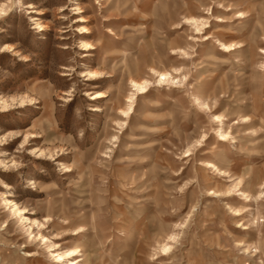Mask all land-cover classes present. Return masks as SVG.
Returning a JSON list of instances; mask_svg holds the SVG:
<instances>
[{
	"label": "rangeland",
	"instance_id": "obj_1",
	"mask_svg": "<svg viewBox=\"0 0 264 264\" xmlns=\"http://www.w3.org/2000/svg\"><path fill=\"white\" fill-rule=\"evenodd\" d=\"M263 43L264 0H0V264H264Z\"/></svg>",
	"mask_w": 264,
	"mask_h": 264
},
{
	"label": "bare ground",
	"instance_id": "obj_2",
	"mask_svg": "<svg viewBox=\"0 0 264 264\" xmlns=\"http://www.w3.org/2000/svg\"><path fill=\"white\" fill-rule=\"evenodd\" d=\"M72 1V0H71ZM34 21H36L37 19L36 18H33ZM77 22H81V19L78 20ZM195 23V22H194ZM38 25V24H36ZM42 26H40V31H42L43 29H41ZM205 28V27H204ZM201 29L200 28H197V31H200ZM196 34H200V33H196ZM264 44V43H263ZM221 47L224 49L225 52H230L233 49V45H229V44H225V43H222L221 44ZM260 53H264V49H261L260 50ZM63 75H66L67 74H63ZM62 75V76H63ZM159 75V74H158ZM161 78V80H164V79H167V76L166 74H162L160 73L159 75ZM96 77L93 78V75L91 78H88L86 79V81H89V80H93L95 79ZM170 78V77H169ZM172 78V77H171ZM176 78H172V80L174 81ZM171 80V79H170ZM177 81V80H176ZM133 87H135L137 90L141 92H143L142 90L145 88V86H142L140 84H137V83H133ZM139 93V94H140ZM92 95V94H91ZM102 95L99 94V93H94L91 97V100H96V99H99L101 98ZM131 110V107L128 108L127 111H130ZM127 111H122L124 115L127 114ZM10 204L12 205V208H14L13 212L16 216H18L19 219L22 218V215L25 213L24 210L22 209H19L17 204L14 203V202H10ZM169 249L168 247H165L163 248V252H167ZM31 255H28L27 257H30ZM56 257V260L54 261V263L56 264H78L81 262V264H87V262L89 261L88 258L86 257L85 255V251L82 250V249H79V248H75V249H68L64 252H60V253H57L55 255ZM77 258V259H75ZM75 259V260H74Z\"/></svg>",
	"mask_w": 264,
	"mask_h": 264
},
{
	"label": "snow or ice",
	"instance_id": "obj_3",
	"mask_svg": "<svg viewBox=\"0 0 264 264\" xmlns=\"http://www.w3.org/2000/svg\"><path fill=\"white\" fill-rule=\"evenodd\" d=\"M81 47H82V48H86V47H88V45L82 44ZM92 75H96V74L93 73Z\"/></svg>",
	"mask_w": 264,
	"mask_h": 264
}]
</instances>
